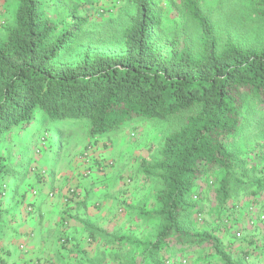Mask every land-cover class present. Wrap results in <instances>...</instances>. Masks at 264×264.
Segmentation results:
<instances>
[{"label":"trees","instance_id":"obj_1","mask_svg":"<svg viewBox=\"0 0 264 264\" xmlns=\"http://www.w3.org/2000/svg\"><path fill=\"white\" fill-rule=\"evenodd\" d=\"M181 1L186 17L200 32L195 47L184 46L163 57L151 37L160 13L152 0H131L136 10L123 32L125 53L95 55L92 61L73 66L63 60L75 30L59 33L58 14L42 0H20L15 24L0 41V234L6 227L4 200L11 194L8 180L23 184L32 177L35 183L46 178V172L35 175L29 165L23 166L22 153L15 158L10 152L14 130L25 132L41 117L64 128L67 146L72 148L80 140L69 137L87 124L89 134L98 137L134 120L175 117L178 122L165 138L159 158L144 164L145 174L160 181L155 215L161 225L146 240L130 242L140 250L139 264H167L155 262L160 252L181 246L193 256L204 244L214 252V259L209 250H201L197 257L203 258V264L217 259V264H245L227 254L218 227L199 232L189 221L192 199L197 195L199 201L201 196L197 181L211 172L220 174L216 188L222 210L232 203L234 192L230 215L264 191V117L255 121L246 109L251 98L264 105V39L258 45L241 39L221 44V30L199 0ZM243 5L264 19V0H243ZM82 6H71L72 12ZM240 139L241 146L247 139L255 144L236 150L232 140ZM39 148L41 154L47 151ZM254 156L261 159V166L251 162ZM75 192H67L68 204L77 202ZM231 222H225L224 228L237 240L241 230Z\"/></svg>","mask_w":264,"mask_h":264},{"label":"rangeland","instance_id":"obj_2","mask_svg":"<svg viewBox=\"0 0 264 264\" xmlns=\"http://www.w3.org/2000/svg\"><path fill=\"white\" fill-rule=\"evenodd\" d=\"M82 1L81 11H77L79 6L74 12L71 6L66 7L65 11L59 12L55 18L58 21L59 33L75 30V38L68 40L71 44L66 48L63 63L76 66L92 61L95 55L111 57L123 55L126 50L123 32L135 14V5L131 0ZM19 2L20 0H17L13 22L11 26L8 25V31L15 24V12ZM199 3L210 16L216 29L221 30V44L229 39H241L245 44L256 45L263 41L264 19L254 15V10L253 13L246 11L243 0H199ZM152 4L160 13V21L157 28L151 32V37L161 55L167 57L173 50L184 46L195 47L200 32L186 17L182 1L152 0ZM99 7L101 9H98ZM246 109L255 121L264 117L263 103L254 98L248 101ZM177 122L175 117L166 121L134 120L113 133L98 137L89 134L87 124L77 130L78 135L69 137L70 141L80 140L79 144L72 148L67 146L66 130L59 124H50L41 117L25 132H19L17 129L12 132L8 144L10 152L15 158L20 153L21 158H25L26 155L32 160L39 157L47 167L46 178L52 179L53 175H58L60 168L65 170L67 175L69 171L67 173V168H64L65 165L62 163L64 161L71 163L69 155L71 157L74 154V158L84 164L81 170L76 172L75 177L68 176L64 183L68 191H78L75 193H78L77 202L81 203L80 211L76 217L71 215L70 218H75V222L79 223L84 231L82 235L75 232L72 236L68 234L64 239L60 238V247L64 246L67 249L74 247L70 261L76 264L140 263V250L130 242L146 240L149 235L156 234L161 225L155 215L160 181L158 177H149L145 174L144 164L153 163L159 158L165 138L175 128ZM42 139H45V144ZM254 144L253 140L247 139L246 144L242 146ZM231 145L236 150H242L241 139L232 140ZM40 146L47 150L45 154L39 153ZM250 160L254 166H261L262 161L258 156ZM26 164L28 162L24 160L23 166ZM33 172L38 175V172ZM219 178L220 174L214 171L197 181L196 189L201 196L199 201L195 196L192 199L194 208L189 222L191 227L199 232L211 231L216 227L220 232H227L224 228L225 222H234L238 215V217L247 215V207L256 206L255 199L250 200V206L241 208L239 214L235 212L230 215V207L236 201L232 192L230 195L232 203L227 205L226 210H222V201L216 188ZM79 217L82 220H78ZM98 230L102 231L101 234L96 233ZM220 232L217 236L221 238ZM104 235H113L114 242L111 243L113 238L107 240ZM241 235V237L236 235L237 239H244L242 232ZM118 240L123 241L119 243ZM231 241L232 239L230 243ZM187 250L181 246H174L160 252L155 262L184 264L186 261V264H203L202 257L188 256L192 252ZM201 250H209L208 254L214 253L205 244L199 248V251Z\"/></svg>","mask_w":264,"mask_h":264},{"label":"crops","instance_id":"obj_3","mask_svg":"<svg viewBox=\"0 0 264 264\" xmlns=\"http://www.w3.org/2000/svg\"><path fill=\"white\" fill-rule=\"evenodd\" d=\"M42 1L46 8L55 9L57 14L65 11L66 7H78L83 4L82 0ZM73 1L75 4H72ZM16 6L17 0H0V41L5 40L8 36L7 31L13 22ZM24 160L28 162L27 165L31 167L32 171L39 173L47 170L39 157L32 160L26 155L25 158L23 157ZM69 160L71 163L69 161L62 163L65 165L64 168H67V173L69 171L67 175L65 170L60 168L58 175H53L52 179L45 178L44 181L38 183H35L34 177L23 184L16 183L11 178L8 180L11 194L3 204L6 227L0 234V264H76L69 260L72 256L68 252L70 249L63 250L57 243L58 238L62 235L70 234L72 236L75 232L82 235L84 232L79 223L75 222V218H70L71 215L76 217L77 212L80 211V202L67 203V189L64 185L66 178L68 176L75 177L76 172L81 170L84 164L79 159H75L74 154L69 157ZM35 192L37 194H34ZM51 193L53 196H50ZM255 196L254 204L259 208V213L264 216V191H258ZM246 202L251 203L250 200H246ZM238 216L234 221V226L241 230L244 239L235 240L226 231V233L220 232L227 253L233 256L232 258L237 262L264 264V220H261V223L256 226H252L248 215ZM78 220H82L81 217ZM66 224L68 226H65ZM194 251H196L194 255L199 256V249ZM207 264L217 263L213 261Z\"/></svg>","mask_w":264,"mask_h":264},{"label":"built area","instance_id":"obj_4","mask_svg":"<svg viewBox=\"0 0 264 264\" xmlns=\"http://www.w3.org/2000/svg\"><path fill=\"white\" fill-rule=\"evenodd\" d=\"M42 142H43V144H45V142H44V140L42 139ZM72 192H73V190H72ZM195 198L197 199V195H195ZM242 209L240 208V207H238L237 209H236V212L238 213V212H240ZM246 213H247V215L249 216V220H250V224L252 225V226H256L261 220H264V216L261 214V213H259V211H258V208L256 207V206H250V207H247L246 208ZM201 220V219H200ZM232 223V222H231ZM237 236L238 237H241L242 235H241V232L240 231H238V234H237ZM187 262L186 261H184V264H186Z\"/></svg>","mask_w":264,"mask_h":264}]
</instances>
